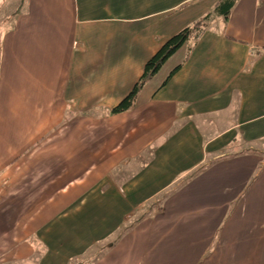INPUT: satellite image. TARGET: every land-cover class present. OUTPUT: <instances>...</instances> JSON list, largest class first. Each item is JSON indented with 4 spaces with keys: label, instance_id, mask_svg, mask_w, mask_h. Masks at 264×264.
<instances>
[{
    "label": "crops",
    "instance_id": "1",
    "mask_svg": "<svg viewBox=\"0 0 264 264\" xmlns=\"http://www.w3.org/2000/svg\"><path fill=\"white\" fill-rule=\"evenodd\" d=\"M218 1L13 0L0 264H264V0H236L112 112Z\"/></svg>",
    "mask_w": 264,
    "mask_h": 264
},
{
    "label": "trees",
    "instance_id": "2",
    "mask_svg": "<svg viewBox=\"0 0 264 264\" xmlns=\"http://www.w3.org/2000/svg\"><path fill=\"white\" fill-rule=\"evenodd\" d=\"M235 3L236 0H219L211 11H208L192 24L184 27L166 40L156 54L147 61L144 72L132 91L112 109V112H123L130 109L134 104L140 89L150 78L160 71L166 61L187 41L198 39L208 29L215 16L219 15L228 19Z\"/></svg>",
    "mask_w": 264,
    "mask_h": 264
},
{
    "label": "rangeland",
    "instance_id": "3",
    "mask_svg": "<svg viewBox=\"0 0 264 264\" xmlns=\"http://www.w3.org/2000/svg\"><path fill=\"white\" fill-rule=\"evenodd\" d=\"M13 6V0H0V40L6 28L12 23Z\"/></svg>",
    "mask_w": 264,
    "mask_h": 264
}]
</instances>
